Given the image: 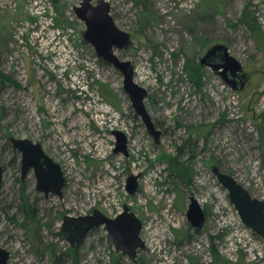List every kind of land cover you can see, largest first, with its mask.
<instances>
[{
	"label": "rangeland",
	"instance_id": "374dc122",
	"mask_svg": "<svg viewBox=\"0 0 264 264\" xmlns=\"http://www.w3.org/2000/svg\"><path fill=\"white\" fill-rule=\"evenodd\" d=\"M79 1L0 0V71L12 80L0 89V247L8 264H216L213 248L229 264H264V236L244 224L212 169L264 200V0H106L116 26L130 33V45L115 53L147 91L158 142L122 73L83 39ZM245 16L254 17L255 33ZM217 43L248 75L239 90L200 65ZM115 130L125 134L127 154L114 151ZM12 137L40 143L59 164L60 197L38 191L32 169L21 178ZM190 197L205 214L198 229L187 218ZM125 205L142 223L137 259L110 245L103 226L74 245L57 235L65 215L98 209L115 217Z\"/></svg>",
	"mask_w": 264,
	"mask_h": 264
},
{
	"label": "water",
	"instance_id": "95a60500",
	"mask_svg": "<svg viewBox=\"0 0 264 264\" xmlns=\"http://www.w3.org/2000/svg\"><path fill=\"white\" fill-rule=\"evenodd\" d=\"M73 10L77 18L84 23L83 39L92 44L100 59L122 73L123 89L129 95L133 109L141 117L155 142H158L161 133L156 129L144 104L147 91L134 81L132 63L120 59L115 53V49H126L130 45V33L116 26L110 13V4L106 0L95 2L80 0ZM200 65L216 71L234 89H241L247 81L240 61L230 54L224 44L217 43L208 48L200 58ZM113 134L116 136L114 151L127 154L125 134L118 130ZM10 141L14 149L20 153L21 178L24 179L27 172L32 169L36 177L37 190L44 195L53 193L60 197L64 177L59 164L46 154L40 143L28 138L12 137ZM212 169L221 185L228 190L229 198L244 224L264 236V200L253 198L232 175L221 171L218 166L215 165ZM4 170L5 168L0 165V183ZM136 188V176L130 175L127 178L126 189L128 193L133 194ZM187 218L191 226L197 229L204 223V211L194 197H190ZM99 226L105 228L107 242L122 255L131 259L138 258L137 250L144 246L139 236L142 223L127 205L124 206L123 212L115 217H108L98 209H93L91 214L85 216L65 215L57 235L74 245L91 229ZM9 255L6 249L0 247V264H8Z\"/></svg>",
	"mask_w": 264,
	"mask_h": 264
},
{
	"label": "trees",
	"instance_id": "16d2710c",
	"mask_svg": "<svg viewBox=\"0 0 264 264\" xmlns=\"http://www.w3.org/2000/svg\"><path fill=\"white\" fill-rule=\"evenodd\" d=\"M244 18H246L245 19V23L247 24V26L252 30V33H255L256 32V22H255V20H254V17L253 16H245ZM0 50H1V36H0ZM103 63H106L105 61H103ZM107 64V63H106ZM193 76V75H192ZM194 77V76H193ZM195 81V80H194ZM8 83V82H12V80H10L9 79V77L7 76V75H5L4 73H2L1 71H0V89L1 88H3V85L5 84V83ZM212 253H213V257H214V259H215V261H216V264L218 263V264H220V263H226V264H229V261H227V260H223V259H221L220 257L221 256H219V254L217 253V251H216V249L215 248H213L212 249ZM212 264H214V263H212Z\"/></svg>",
	"mask_w": 264,
	"mask_h": 264
},
{
	"label": "flooded vegetation",
	"instance_id": "af4514ba",
	"mask_svg": "<svg viewBox=\"0 0 264 264\" xmlns=\"http://www.w3.org/2000/svg\"><path fill=\"white\" fill-rule=\"evenodd\" d=\"M243 72L246 74V72L244 71V69H243ZM246 77H247V79H248V75L246 74Z\"/></svg>",
	"mask_w": 264,
	"mask_h": 264
}]
</instances>
